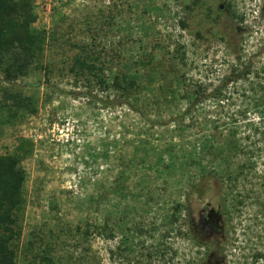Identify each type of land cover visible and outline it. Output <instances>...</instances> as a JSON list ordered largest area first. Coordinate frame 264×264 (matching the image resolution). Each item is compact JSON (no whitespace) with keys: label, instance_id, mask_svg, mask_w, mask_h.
Returning <instances> with one entry per match:
<instances>
[{"label":"rangeland","instance_id":"obj_1","mask_svg":"<svg viewBox=\"0 0 264 264\" xmlns=\"http://www.w3.org/2000/svg\"><path fill=\"white\" fill-rule=\"evenodd\" d=\"M34 12L41 58L12 81L0 70V88L37 109L0 113V154L32 142L16 264H264V0H34ZM76 44L136 72L140 90L76 76ZM198 84L222 95L181 119ZM203 175L205 195L188 199Z\"/></svg>","mask_w":264,"mask_h":264},{"label":"trees","instance_id":"obj_2","mask_svg":"<svg viewBox=\"0 0 264 264\" xmlns=\"http://www.w3.org/2000/svg\"><path fill=\"white\" fill-rule=\"evenodd\" d=\"M36 18L34 0H0V70L8 81L26 75L30 66L38 61L43 54L47 33L45 30L34 28L33 24ZM75 47L80 50L71 66V70L76 76L88 73L90 76L98 78V83L103 87V90L112 86L125 95L140 90L141 77L136 72L131 70L113 71L106 61V55L94 49V45L76 44ZM109 70L110 72H108ZM107 78L110 79V82ZM88 85L91 86V83ZM222 87V85L215 87L207 95L208 86L198 84L195 89L188 86L186 97L190 101L181 114V119H185L186 116L194 112L206 98L219 99L222 95ZM0 96L2 101L0 113L4 111L3 109H7L11 115L15 116L21 112L31 114L37 112L32 96L4 87L0 88ZM128 105L132 109L138 110L130 102ZM31 148L32 142L22 138L15 152L0 154V264H16L15 241L21 236V219L26 205L24 192L26 171L22 161ZM206 177L203 175L199 183L193 184L188 199L190 195L195 198H203L207 189ZM235 177L238 178V176ZM177 209L179 210L180 206ZM112 233L110 231L111 237ZM41 258L43 264H54L50 257L41 256Z\"/></svg>","mask_w":264,"mask_h":264}]
</instances>
